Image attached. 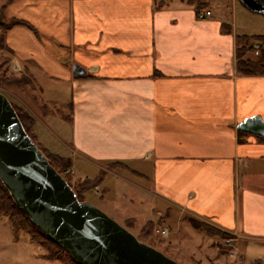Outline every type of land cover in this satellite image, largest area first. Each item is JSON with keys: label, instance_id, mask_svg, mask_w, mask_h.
Masks as SVG:
<instances>
[{"label": "crops", "instance_id": "obj_1", "mask_svg": "<svg viewBox=\"0 0 264 264\" xmlns=\"http://www.w3.org/2000/svg\"><path fill=\"white\" fill-rule=\"evenodd\" d=\"M1 8L35 30L9 29L2 52L10 74L24 78L16 88L37 123L48 127L43 117L58 105L72 156L100 177L129 172L142 181L141 196L164 204L151 210L169 239L183 224L210 238L215 264H243L234 241L264 239V136L237 129L264 120V75L235 68V36L246 32L212 11L199 19L177 1L157 9L154 0H0ZM115 162L123 166L106 168ZM192 220L226 233L232 245ZM9 228L0 223V264H49L3 248L19 242Z\"/></svg>", "mask_w": 264, "mask_h": 264}, {"label": "water", "instance_id": "obj_2", "mask_svg": "<svg viewBox=\"0 0 264 264\" xmlns=\"http://www.w3.org/2000/svg\"><path fill=\"white\" fill-rule=\"evenodd\" d=\"M264 16V0H237ZM73 71L82 70L73 66ZM237 129L264 136V120L252 117ZM0 181L14 205L77 264H179L141 242L107 214L79 201L64 177L26 133L0 92Z\"/></svg>", "mask_w": 264, "mask_h": 264}, {"label": "rangeland", "instance_id": "obj_3", "mask_svg": "<svg viewBox=\"0 0 264 264\" xmlns=\"http://www.w3.org/2000/svg\"><path fill=\"white\" fill-rule=\"evenodd\" d=\"M208 1L210 2L209 7L213 14L216 16H224L225 20L230 22V24L232 23L239 33L244 30L243 34L246 32V35L253 36L259 34L253 32L260 29L264 30V16L249 11L237 0V2H232V0ZM206 9L207 8H204L202 10ZM257 42L258 41H255L251 44V52H254V55H257L258 50L260 49V43L258 49L254 48V45ZM7 60L6 55H4L2 49H0V91L7 96L14 106L26 111L33 118L32 121H29V125L31 127L30 132L34 136V142L37 144V147L45 149L50 154L60 155L72 160L75 164V171L69 166L61 174L66 178L71 187L76 188L80 183L79 181L85 180L83 177L93 179L98 175L94 166L85 163L78 157L72 156L67 148V145H69L68 129L62 127L58 123V120H56L58 114L62 113V109H60L58 105H55L54 113L43 117L44 122L48 127L45 125L41 126V124L37 123L38 119L27 108L25 104L26 101L24 102L20 98V92L18 91L19 88H16V85L20 83L4 85V80L7 81V79L10 78L19 79L10 74ZM33 86V88L36 89L35 85ZM58 91V95L61 96L60 93L62 92V89L59 88ZM21 96L25 98L24 95ZM139 184L144 183L131 173L118 172V177L108 176L102 178L99 183L100 190H98V192H96L94 188L86 189L83 193V201L90 202L121 226L126 228L130 233L136 236L139 241L159 250L179 264H215L214 260L209 256L211 251L205 248L207 240L209 241L210 238L197 231H185L183 229V224L181 226V231L176 233L171 239H169L170 235L167 238H162L153 233V231L151 235L142 238L139 237L138 228L143 225L146 220L151 221L154 226L157 225V222L154 221V212H152L151 207L155 206L160 210L164 207L163 203L141 196L142 190L140 189ZM170 214L173 217H176L173 208H171ZM127 216L134 218L132 224L125 221ZM0 223H2L3 227H9L8 218L6 216L0 215ZM172 223L173 221H171V224ZM9 231L10 230H8V234H11ZM6 234H4L2 238L4 241L5 236H7ZM200 240L202 243L201 246L198 247L197 243H199ZM216 240H220V238L216 237ZM220 242L218 241L216 244L218 247L225 250L223 243ZM3 248L12 252L16 251L15 253L20 254L32 253L34 257L43 253V249L39 245L31 243L28 236L23 233L19 234L18 243L11 244L8 242V244H6L3 242ZM235 248H238V254L242 256L243 264H256L255 261L260 258L264 263V239H251L245 237L237 238L234 241L233 250ZM198 259L201 260V263L198 262ZM48 263L59 264L58 262Z\"/></svg>", "mask_w": 264, "mask_h": 264}, {"label": "trees", "instance_id": "obj_4", "mask_svg": "<svg viewBox=\"0 0 264 264\" xmlns=\"http://www.w3.org/2000/svg\"><path fill=\"white\" fill-rule=\"evenodd\" d=\"M173 1H177L185 6H192L196 12L206 8L208 6L207 0H154L155 8H163L168 6ZM15 26H26L29 29L35 31L33 27L26 21L17 19V18H8L5 16L3 8L0 9V49H3L4 38L3 34L9 29ZM255 41L260 43V49L258 54H249L251 52V44ZM235 68L236 72L240 75H264V35H236L235 36ZM4 85H12L24 82V78L14 79L10 78L4 80ZM1 81V82H4ZM12 104V103H11ZM15 109L26 133L31 137L33 141L34 136L31 134V127L29 121H32L33 118L26 112L21 109H18L14 104H12ZM240 135L244 134L242 131H238ZM37 145V144H36ZM40 149V148H39ZM45 155L49 163L55 168V170L62 174L63 171L72 165L71 159L67 157H62L60 155L50 154L45 149H40ZM123 165L120 163H109L107 168L114 170L121 168ZM105 174V173H104ZM104 177L99 175L95 176L93 179H85L79 181V185L76 188H73V191L76 194V197L79 201H83V193L86 189L94 188L99 185L100 181ZM66 179V178H65ZM0 215L6 216L8 218L11 235L14 240L19 238V234L23 233L28 236V239L31 243L39 245L43 249V253L40 254V257L44 260L50 262H58L59 264H77L71 259L65 249L56 243L52 242L43 232H41L36 226H34L28 219L27 215L22 213L13 203L8 191L2 185L0 181ZM127 223L132 224V219H127ZM191 224L201 231H204L208 234L218 235L221 239H226L229 237L226 233L214 231L211 227L200 223L196 220H192ZM154 233V225L151 221L145 223L139 232V237H146ZM140 238V239H141Z\"/></svg>", "mask_w": 264, "mask_h": 264}, {"label": "built area", "instance_id": "obj_5", "mask_svg": "<svg viewBox=\"0 0 264 264\" xmlns=\"http://www.w3.org/2000/svg\"><path fill=\"white\" fill-rule=\"evenodd\" d=\"M210 15H211V12L209 10H205V11H200L197 14V17L199 19H204V18L210 17ZM258 47H259V43H255L254 48L258 49ZM155 233L158 234L162 238H167L169 235V230L167 227L157 226L155 228ZM230 233L234 236H238V234L235 232H230ZM232 241H233L232 238H228L225 240V243L227 245H232Z\"/></svg>", "mask_w": 264, "mask_h": 264}]
</instances>
